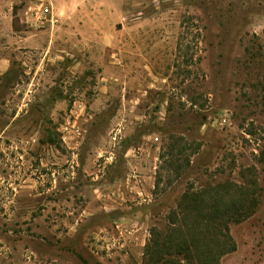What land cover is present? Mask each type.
<instances>
[{
    "label": "rangeland",
    "instance_id": "obj_1",
    "mask_svg": "<svg viewBox=\"0 0 264 264\" xmlns=\"http://www.w3.org/2000/svg\"><path fill=\"white\" fill-rule=\"evenodd\" d=\"M263 78L264 0H0V264H147L251 174L221 264H264Z\"/></svg>",
    "mask_w": 264,
    "mask_h": 264
},
{
    "label": "trees",
    "instance_id": "obj_2",
    "mask_svg": "<svg viewBox=\"0 0 264 264\" xmlns=\"http://www.w3.org/2000/svg\"><path fill=\"white\" fill-rule=\"evenodd\" d=\"M262 92L264 99V78ZM261 191L252 174L243 184L225 181L187 190L168 216V229H152L147 264H221L237 248L231 224L256 211Z\"/></svg>",
    "mask_w": 264,
    "mask_h": 264
},
{
    "label": "built area",
    "instance_id": "obj_3",
    "mask_svg": "<svg viewBox=\"0 0 264 264\" xmlns=\"http://www.w3.org/2000/svg\"><path fill=\"white\" fill-rule=\"evenodd\" d=\"M139 193H140V195H143V192L142 191H140Z\"/></svg>",
    "mask_w": 264,
    "mask_h": 264
}]
</instances>
